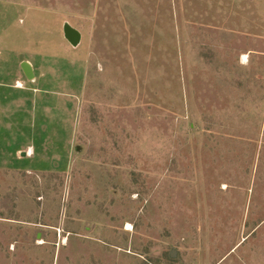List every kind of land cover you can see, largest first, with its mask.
<instances>
[{
    "label": "rangeland",
    "instance_id": "374dc122",
    "mask_svg": "<svg viewBox=\"0 0 264 264\" xmlns=\"http://www.w3.org/2000/svg\"><path fill=\"white\" fill-rule=\"evenodd\" d=\"M0 264H264V0H0Z\"/></svg>",
    "mask_w": 264,
    "mask_h": 264
},
{
    "label": "water",
    "instance_id": "95a60500",
    "mask_svg": "<svg viewBox=\"0 0 264 264\" xmlns=\"http://www.w3.org/2000/svg\"><path fill=\"white\" fill-rule=\"evenodd\" d=\"M64 35L65 38L70 42L73 46H78L81 41V34L76 29L72 28L70 25L66 24L64 27ZM21 69L28 80L34 79V72L32 65L28 62L21 63Z\"/></svg>",
    "mask_w": 264,
    "mask_h": 264
},
{
    "label": "bare ground",
    "instance_id": "6f19581e",
    "mask_svg": "<svg viewBox=\"0 0 264 264\" xmlns=\"http://www.w3.org/2000/svg\"><path fill=\"white\" fill-rule=\"evenodd\" d=\"M244 58H246V57H244ZM21 85H22V83H21ZM21 85H18V87L17 88H22V86ZM130 228V226H128V229ZM67 240V239H66Z\"/></svg>",
    "mask_w": 264,
    "mask_h": 264
},
{
    "label": "crops",
    "instance_id": "0c3cea01",
    "mask_svg": "<svg viewBox=\"0 0 264 264\" xmlns=\"http://www.w3.org/2000/svg\"><path fill=\"white\" fill-rule=\"evenodd\" d=\"M32 68H33V66H32ZM33 72H34V68H33ZM34 75H35V72H34ZM35 77V76H34Z\"/></svg>",
    "mask_w": 264,
    "mask_h": 264
}]
</instances>
